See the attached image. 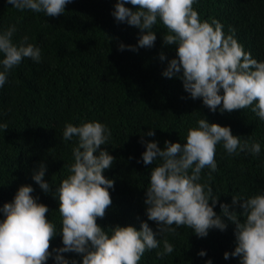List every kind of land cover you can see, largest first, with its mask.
<instances>
[{
    "label": "trees",
    "instance_id": "trees-1",
    "mask_svg": "<svg viewBox=\"0 0 264 264\" xmlns=\"http://www.w3.org/2000/svg\"><path fill=\"white\" fill-rule=\"evenodd\" d=\"M115 2L72 0L64 14L45 16L17 10L0 0V27L15 24L14 42H21L27 35V42L42 50L40 62L23 59L0 89V122L8 124V129H0V206L12 200L20 185L31 184L32 195L48 206L45 215L59 229L58 200L39 188L31 179L32 171L44 162V178L55 190L68 175L76 143L75 139H62L65 124L98 120L111 130L108 145L101 147L116 159L103 172L114 180V187L109 189L112 203L97 223L139 228L141 221H147L155 231L156 224L147 220L143 202L154 165L142 162L141 133L148 127L156 128L154 137L144 139L157 140L161 148L165 140L183 144L188 129L205 116L210 123L230 126L234 135L250 138L249 143H261L257 157L248 152L228 156L217 145V171L210 177L208 169L201 174L202 182L213 189L212 195L219 196L214 211L219 214L223 202L230 205V211L241 212L239 202L232 205V196L246 198L264 191V121L251 108L210 111L201 98L190 97L178 76H163L176 48L162 43L166 29L159 23L152 47L119 50L120 43L135 46L140 29L115 20L111 14ZM126 6L133 10L138 7ZM193 7L202 20H219L226 34L234 29L244 50L264 60V0H197ZM222 218L227 228L210 229L205 237H197L186 226H180L176 234H165L174 251L163 259L156 256L157 250L146 251L139 264H204L209 258L213 264H239V257H223L225 251L231 253L235 247V226ZM59 246L62 240L58 234L50 241L49 250ZM201 249L206 251L204 257L197 255ZM63 255L82 259L74 252ZM47 264H54L51 257Z\"/></svg>",
    "mask_w": 264,
    "mask_h": 264
},
{
    "label": "clouds",
    "instance_id": "clouds-1",
    "mask_svg": "<svg viewBox=\"0 0 264 264\" xmlns=\"http://www.w3.org/2000/svg\"><path fill=\"white\" fill-rule=\"evenodd\" d=\"M6 2L20 11L57 16L64 14L65 6L72 0ZM196 3L197 0H116L111 12L115 20L140 29L137 44L120 43L119 50L152 47L159 23L166 29L162 43L176 48L163 76H178L190 97L201 98L210 111L251 108L264 121V60H257L244 50L234 29L226 34L219 20H202L193 7ZM128 4L138 7L133 10ZM16 31L15 24L0 27V89L23 59L40 62L42 58L41 48L27 42V35L21 42H14ZM159 58L165 59L163 52ZM0 129H8L7 122H0ZM155 129L148 127L140 140L144 145L142 162L154 165L143 202L147 220L156 224L155 231L147 221H141L139 228L131 224L104 227L97 223L112 203L109 189L114 187V180L103 172L116 158L101 147L108 145L111 130L98 120L68 122L62 139L76 141L68 175L55 190L44 178V162L31 175L44 193H51L58 200L60 227L57 229L56 223L46 217L49 208L32 195L33 186L20 185L12 200L0 206V264H47L50 257L54 264H139L145 252L152 250H157L156 256L163 259L174 251L165 234H176L180 226H186L197 237H205L210 229L227 228L222 217L235 226V247L231 253H223L224 259L231 255L239 257V264H264V191L246 198L232 196V205L239 202L242 211H230V205L221 202L218 214L214 207L219 196L212 195L213 189L202 182L201 175L204 169H208L209 177L217 171V145L228 156L248 152L257 157L261 143H249L250 138L234 135L230 126L210 123L205 116L188 129L183 144L165 140L161 148L157 140H145V136H155ZM58 234L62 246L50 251V241ZM69 252L81 254L82 259L63 255ZM197 255L204 257L206 251L201 249ZM204 264H213L212 259Z\"/></svg>",
    "mask_w": 264,
    "mask_h": 264
}]
</instances>
